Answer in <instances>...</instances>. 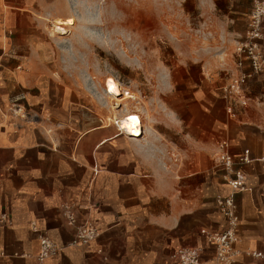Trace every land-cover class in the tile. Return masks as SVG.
<instances>
[{
    "label": "crops",
    "instance_id": "0c3cea01",
    "mask_svg": "<svg viewBox=\"0 0 264 264\" xmlns=\"http://www.w3.org/2000/svg\"><path fill=\"white\" fill-rule=\"evenodd\" d=\"M57 1L0 0V264H172L183 247L210 261L213 245L200 232L227 227L215 201L233 192L218 161L223 151L246 187L233 194L238 224L228 264H264L250 255L264 254V69L252 73L245 59L239 67L235 54L249 8L243 28L237 11L233 25L221 23L228 48L197 61L202 78L180 127L130 136L86 84L66 76L46 31ZM210 71L218 74L211 79ZM238 73L249 75L240 96L210 91ZM245 152L252 161L240 163ZM64 206L76 225L97 231L92 242L73 243ZM41 237L60 252L38 263Z\"/></svg>",
    "mask_w": 264,
    "mask_h": 264
},
{
    "label": "rangeland",
    "instance_id": "374dc122",
    "mask_svg": "<svg viewBox=\"0 0 264 264\" xmlns=\"http://www.w3.org/2000/svg\"><path fill=\"white\" fill-rule=\"evenodd\" d=\"M252 6L253 0H58L45 21L54 37L51 46L69 67L66 76L86 84L107 104L111 123L132 114L141 127L163 131L182 124L202 78L197 61L212 62L228 48L221 23L233 25L230 17L237 11V27L243 28ZM54 19L69 23L67 34L53 32ZM217 74L208 73L211 79ZM108 77L133 99L119 104L110 98L103 90ZM229 84L221 92L219 87L210 91L229 97L224 92Z\"/></svg>",
    "mask_w": 264,
    "mask_h": 264
},
{
    "label": "built area",
    "instance_id": "2783aa9c",
    "mask_svg": "<svg viewBox=\"0 0 264 264\" xmlns=\"http://www.w3.org/2000/svg\"><path fill=\"white\" fill-rule=\"evenodd\" d=\"M264 40V0H253V6L250 11L249 27L243 41L239 42L235 48V54L238 56V66L241 67V60L245 59L251 68L252 73H260L264 69V54L261 51V42ZM249 75L238 73L233 77L231 83L224 92L227 95L240 96ZM117 125V121L114 122ZM118 128V127H117ZM225 149L227 143L222 142ZM218 161L224 172L228 175L225 180L227 185L233 191L227 197H217L216 206L223 214L227 227L218 233H207L201 230L207 242L213 245L214 255L210 261L201 258V249L199 248H179L174 250L170 255L172 264H228L231 261L233 244L236 241V227L238 218L235 213L234 192L244 191L246 187L242 184V178L239 172L234 171V161L232 157L223 151L218 155ZM252 159L245 152L239 160L240 163H249ZM62 216L68 227L75 228L74 244H88L92 242L97 231L89 225H76L74 211L69 206H64ZM40 248L37 256L38 263L45 259L54 257L60 252V248L48 237H41ZM250 255L254 258L264 260V254L252 252Z\"/></svg>",
    "mask_w": 264,
    "mask_h": 264
},
{
    "label": "bare ground",
    "instance_id": "6f19581e",
    "mask_svg": "<svg viewBox=\"0 0 264 264\" xmlns=\"http://www.w3.org/2000/svg\"><path fill=\"white\" fill-rule=\"evenodd\" d=\"M53 32L59 35H65L67 34L66 28L69 26L68 22H60L59 20H54L53 22ZM99 43H102V41H98ZM104 90L105 92L109 95L110 98H113L117 103L124 102L130 99H133V97L127 93L125 96L122 95L121 93V88L118 85V83L112 79L111 77H108L105 80L104 84ZM105 93V94H106ZM122 95L123 98L121 97H116ZM121 99V100H120ZM120 104V103H119ZM116 118V117H114ZM117 127L124 131L126 134L130 136H139L142 130V127L139 122V118L134 116V115H128L125 119L117 121Z\"/></svg>",
    "mask_w": 264,
    "mask_h": 264
}]
</instances>
